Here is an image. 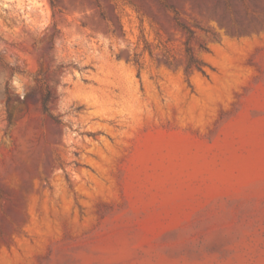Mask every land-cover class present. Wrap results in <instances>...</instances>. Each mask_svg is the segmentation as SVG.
Masks as SVG:
<instances>
[{"label": "rangeland", "instance_id": "rangeland-1", "mask_svg": "<svg viewBox=\"0 0 264 264\" xmlns=\"http://www.w3.org/2000/svg\"><path fill=\"white\" fill-rule=\"evenodd\" d=\"M0 264H264V0H0Z\"/></svg>", "mask_w": 264, "mask_h": 264}, {"label": "trees", "instance_id": "trees-1", "mask_svg": "<svg viewBox=\"0 0 264 264\" xmlns=\"http://www.w3.org/2000/svg\"><path fill=\"white\" fill-rule=\"evenodd\" d=\"M52 99V91L47 89L45 93L41 94V109L44 113L50 114L49 104Z\"/></svg>", "mask_w": 264, "mask_h": 264}]
</instances>
